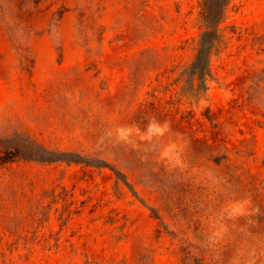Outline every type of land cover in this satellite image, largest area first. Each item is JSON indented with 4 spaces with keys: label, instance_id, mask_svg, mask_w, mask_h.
Here are the masks:
<instances>
[{
    "label": "rangeland",
    "instance_id": "374dc122",
    "mask_svg": "<svg viewBox=\"0 0 264 264\" xmlns=\"http://www.w3.org/2000/svg\"><path fill=\"white\" fill-rule=\"evenodd\" d=\"M0 0V264H264V0Z\"/></svg>",
    "mask_w": 264,
    "mask_h": 264
},
{
    "label": "trees",
    "instance_id": "16d2710c",
    "mask_svg": "<svg viewBox=\"0 0 264 264\" xmlns=\"http://www.w3.org/2000/svg\"><path fill=\"white\" fill-rule=\"evenodd\" d=\"M228 0H204L203 18L206 28L201 34L199 50L196 59L190 66L191 74L204 78L207 74L209 56L217 39V26L223 17V10Z\"/></svg>",
    "mask_w": 264,
    "mask_h": 264
}]
</instances>
